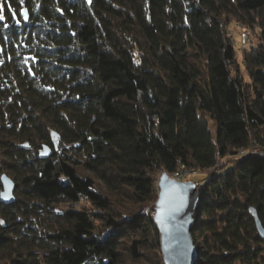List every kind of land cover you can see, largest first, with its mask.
Returning a JSON list of instances; mask_svg holds the SVG:
<instances>
[{"label":"trees","instance_id":"16d2710c","mask_svg":"<svg viewBox=\"0 0 264 264\" xmlns=\"http://www.w3.org/2000/svg\"><path fill=\"white\" fill-rule=\"evenodd\" d=\"M0 5V264H164L156 173L211 170L196 264H264V0ZM232 22L260 30L241 62Z\"/></svg>","mask_w":264,"mask_h":264},{"label":"water","instance_id":"95a60500","mask_svg":"<svg viewBox=\"0 0 264 264\" xmlns=\"http://www.w3.org/2000/svg\"><path fill=\"white\" fill-rule=\"evenodd\" d=\"M28 17V15H27ZM51 155L44 147L43 159ZM0 202L14 203L16 182L7 174L1 176ZM159 195L155 205L154 222L159 231L164 264H196L199 253L192 237L195 214L200 205L199 186L191 181L182 182L168 173L158 181ZM260 238L264 242V227L258 214L251 209Z\"/></svg>","mask_w":264,"mask_h":264},{"label":"rangeland","instance_id":"374dc122","mask_svg":"<svg viewBox=\"0 0 264 264\" xmlns=\"http://www.w3.org/2000/svg\"><path fill=\"white\" fill-rule=\"evenodd\" d=\"M230 35H232V37L234 38V44L235 47L237 49L238 52V60L241 62L242 61V57H243V53L245 52V50H249L251 47L255 48L257 47V45L259 44V38L258 35L260 34V30L259 28L256 26V24H254V28L253 27H248L246 29H243V27H241L239 24H237L236 22H232L230 24ZM242 73L244 75V77L246 78V81H249V78L247 76V74L245 73V70L242 68ZM212 132L215 134V127L213 125V123H210ZM254 150L257 151H261L259 148L257 147H252L250 148L246 153H250ZM243 152L240 151V155H242ZM245 154V153H244ZM237 157H240L239 155ZM234 161V158L229 157L228 159H225L222 161V164H225L224 167H226V169H230L232 167V162ZM214 171H204V172H199V173H183L182 172V176L185 177L184 181H191L196 183L197 185H199L200 187L203 186L204 182L206 181L207 178H209ZM223 171L219 172L222 173ZM215 173V172H214ZM218 173V171L216 172ZM215 173V174H216ZM162 175L161 172L156 173L155 177L157 178V188L158 186V181L160 176ZM178 180V179H177ZM182 181V180H181ZM154 202H150L147 205V214L151 215V216H155V205H153ZM82 206V205H80ZM78 208H81V207ZM67 207H69V205H60L59 208L61 209H67ZM150 255V254H149ZM153 258V257H152ZM151 258V259H152ZM156 261H151L152 264H158V260L157 257L154 258ZM160 259H162V256L160 257Z\"/></svg>","mask_w":264,"mask_h":264},{"label":"snow or ice","instance_id":"6c2138e0","mask_svg":"<svg viewBox=\"0 0 264 264\" xmlns=\"http://www.w3.org/2000/svg\"><path fill=\"white\" fill-rule=\"evenodd\" d=\"M23 2V0H21V3ZM9 11H11V8H9ZM3 12V5H0V13ZM20 15L24 16L25 18H27V12L26 10L21 11ZM13 17H15V13L13 12ZM4 20V16L2 14H0V21ZM0 223H3V221H0Z\"/></svg>","mask_w":264,"mask_h":264},{"label":"built area","instance_id":"2783aa9c","mask_svg":"<svg viewBox=\"0 0 264 264\" xmlns=\"http://www.w3.org/2000/svg\"><path fill=\"white\" fill-rule=\"evenodd\" d=\"M247 152V151H246ZM253 153H257V152H259V151H257V150H254V151H252ZM178 180H180V179H178Z\"/></svg>","mask_w":264,"mask_h":264}]
</instances>
